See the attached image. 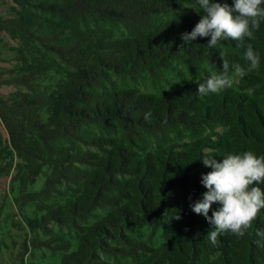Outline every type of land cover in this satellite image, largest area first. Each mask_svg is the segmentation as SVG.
<instances>
[{"label": "trees", "instance_id": "obj_1", "mask_svg": "<svg viewBox=\"0 0 264 264\" xmlns=\"http://www.w3.org/2000/svg\"><path fill=\"white\" fill-rule=\"evenodd\" d=\"M13 1L0 31L20 45L0 85L23 88L0 95V175L14 170L18 204L39 207L31 227L54 221L75 233L58 237L55 264H264V209L243 237L225 233L213 246L211 225L190 207L207 191L202 155H264V21L252 39L209 48L210 37L182 39L203 15L197 0ZM185 4L200 12L173 10ZM249 44L260 57L251 71ZM220 53L228 74L236 64L246 74L201 97V71L223 68ZM174 63L192 79L141 89L143 77L160 82Z\"/></svg>", "mask_w": 264, "mask_h": 264}, {"label": "clouds", "instance_id": "obj_2", "mask_svg": "<svg viewBox=\"0 0 264 264\" xmlns=\"http://www.w3.org/2000/svg\"><path fill=\"white\" fill-rule=\"evenodd\" d=\"M197 3L203 12L201 19L190 32L181 34L188 44L198 37H210L207 42L209 48H215L222 40L252 39L264 21V0H234L232 5L219 0H197ZM220 55L222 73L211 75L198 84L197 92L201 97L232 87L233 81L228 76L229 61L222 53ZM244 59L249 65L248 71L259 68L260 57L251 44L247 47ZM235 73L243 77L246 71L236 64ZM150 115V112L145 113V119ZM199 159L211 171L202 174L201 183L207 191L202 194V199L190 207L196 214L203 215L211 225L205 238L217 246L218 238L225 233L243 237L261 209H264V190L254 186L264 184V155L257 156L252 151H245L242 154L230 153L222 159L204 154ZM214 203L219 207L209 215ZM174 218L181 219L179 214L174 215ZM257 234L264 236V232L258 231Z\"/></svg>", "mask_w": 264, "mask_h": 264}, {"label": "rangeland", "instance_id": "obj_3", "mask_svg": "<svg viewBox=\"0 0 264 264\" xmlns=\"http://www.w3.org/2000/svg\"><path fill=\"white\" fill-rule=\"evenodd\" d=\"M13 0H0V14L5 17H10L14 14ZM190 4H185L181 8H174V11L194 15L196 10ZM20 45V40L12 38L8 32L0 31V47L2 53L0 56V69H4V77L11 74V69L17 64L15 59V48ZM182 71L183 73H180ZM221 69H212L205 66L202 71V76H211L221 74ZM232 79L233 85L237 87L240 82V76H237L235 70L228 74ZM186 79H192L186 70L184 64L174 63L172 68L167 71L163 80L153 83L149 78L143 77L139 85L144 91L158 92L161 88H168L172 85L182 83ZM178 82V83H177ZM23 87L15 83H2L0 85V95L8 96L10 93L22 89ZM4 137H7V132L2 128ZM12 170L9 174L0 175V264H55L60 257L63 249L55 248V244L60 243L59 236L74 238L75 233L69 230L68 226H59L54 221L48 224L49 229H44L40 225L31 227L29 219L33 218L35 211L40 215L38 206L32 203L26 206H21L15 199L17 190L12 185ZM45 181V176L38 177L33 184V190L40 189ZM104 209L96 210V215L103 214ZM91 217V220L96 218ZM53 238L50 245H47L44 240ZM41 243H38V242ZM72 241V240H71ZM75 244V240H74ZM105 257L104 255H102Z\"/></svg>", "mask_w": 264, "mask_h": 264}]
</instances>
